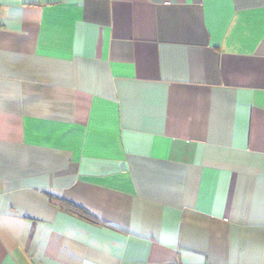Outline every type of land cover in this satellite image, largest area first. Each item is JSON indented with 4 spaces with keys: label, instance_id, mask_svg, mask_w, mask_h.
<instances>
[{
    "label": "crops",
    "instance_id": "obj_1",
    "mask_svg": "<svg viewBox=\"0 0 264 264\" xmlns=\"http://www.w3.org/2000/svg\"><path fill=\"white\" fill-rule=\"evenodd\" d=\"M0 264H264V0H0Z\"/></svg>",
    "mask_w": 264,
    "mask_h": 264
}]
</instances>
